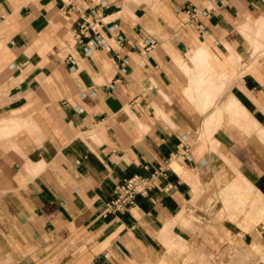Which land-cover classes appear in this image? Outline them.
<instances>
[{
	"label": "crops",
	"instance_id": "0c3cea01",
	"mask_svg": "<svg viewBox=\"0 0 264 264\" xmlns=\"http://www.w3.org/2000/svg\"><path fill=\"white\" fill-rule=\"evenodd\" d=\"M261 37L264 0H0V264H264Z\"/></svg>",
	"mask_w": 264,
	"mask_h": 264
},
{
	"label": "built area",
	"instance_id": "2783aa9c",
	"mask_svg": "<svg viewBox=\"0 0 264 264\" xmlns=\"http://www.w3.org/2000/svg\"><path fill=\"white\" fill-rule=\"evenodd\" d=\"M207 13L208 11H204ZM198 11L194 9L192 16L196 19ZM159 173L164 174V169ZM157 172L152 176L135 175L129 179H126L122 184H119L115 188L116 196L107 202V211H125L130 206L134 205L135 198L139 194H147L154 186Z\"/></svg>",
	"mask_w": 264,
	"mask_h": 264
},
{
	"label": "rangeland",
	"instance_id": "374dc122",
	"mask_svg": "<svg viewBox=\"0 0 264 264\" xmlns=\"http://www.w3.org/2000/svg\"><path fill=\"white\" fill-rule=\"evenodd\" d=\"M263 40H264V38L263 37H261ZM237 180H235V181H233V183L232 184H230V185H228L227 187H226V189H229V188H231V196H232V198H225L224 200H225V202H224V204L225 205H234V203H232L231 201L234 199L233 197H235L236 199H237V201H240L244 206H246V205H251V207L253 206V205H255V203H251L250 201L249 202H247V197L249 198V196L248 195H245V194H241V193H235V188H234V186H233V184L236 182ZM248 189H246V191L248 192L249 190H251V188L250 187H247ZM225 190V189H224ZM230 190V189H229ZM249 194V193H248ZM231 203V204H230ZM253 209L255 208V206H253L252 207Z\"/></svg>",
	"mask_w": 264,
	"mask_h": 264
}]
</instances>
